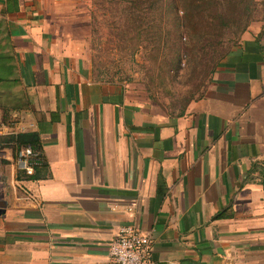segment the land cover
I'll list each match as a JSON object with an SVG mask.
<instances>
[{
    "label": "crops",
    "instance_id": "obj_1",
    "mask_svg": "<svg viewBox=\"0 0 264 264\" xmlns=\"http://www.w3.org/2000/svg\"><path fill=\"white\" fill-rule=\"evenodd\" d=\"M90 18L91 0H0V120L46 164L21 179L2 149L0 264H110L131 203L153 264H264V9L177 116L95 71Z\"/></svg>",
    "mask_w": 264,
    "mask_h": 264
},
{
    "label": "rangeland",
    "instance_id": "obj_2",
    "mask_svg": "<svg viewBox=\"0 0 264 264\" xmlns=\"http://www.w3.org/2000/svg\"><path fill=\"white\" fill-rule=\"evenodd\" d=\"M263 9L260 0H206L185 12L181 0H91L85 53L107 81H138L155 104L177 116L209 83L210 59L219 63ZM174 12L181 18L194 15L179 39L171 26L159 30L152 22L155 17L166 21ZM161 32L170 36L157 42ZM174 42L177 60L171 57Z\"/></svg>",
    "mask_w": 264,
    "mask_h": 264
},
{
    "label": "built area",
    "instance_id": "obj_3",
    "mask_svg": "<svg viewBox=\"0 0 264 264\" xmlns=\"http://www.w3.org/2000/svg\"><path fill=\"white\" fill-rule=\"evenodd\" d=\"M17 121L0 120V161L4 159L3 148L13 152L14 164L18 174L25 177L34 174V168L39 165V153L30 145L21 146L16 138L25 133ZM28 197L33 202L36 198L32 194ZM135 205L131 203L126 207V212L132 220L118 229L115 238L109 243L108 255L110 264H153V242L149 234L141 231L137 221L133 220Z\"/></svg>",
    "mask_w": 264,
    "mask_h": 264
},
{
    "label": "trees",
    "instance_id": "obj_4",
    "mask_svg": "<svg viewBox=\"0 0 264 264\" xmlns=\"http://www.w3.org/2000/svg\"><path fill=\"white\" fill-rule=\"evenodd\" d=\"M205 3H206V0H181L182 9L184 12L186 9L196 11ZM193 17H194V15L192 16V14L188 15V13H185L184 17L181 18L177 15L176 12H174V14L170 15V17H168L166 21H164L163 19H159V18L155 17V18H153L154 21H152V22L155 24V26H157V28H159V30H162L164 27L171 26V28H174L176 30L177 35L174 34V37L176 36L179 39L181 37L180 29L183 28L186 32L188 24H190V23L192 24V22H193ZM244 30L245 29H243V31ZM157 36H158L157 42H159L160 40L163 39V37L166 38L167 36H170V34L169 33L163 34L161 32V33H158ZM173 49H175V50L172 52L171 57L174 56L173 59L177 60V58L179 56V47L177 46L176 42L173 43ZM227 51H226V53H227ZM226 53L224 54V56L226 55ZM213 61H214L213 58L210 59V61H209L210 65H208V67H210L211 75H212L214 69L216 68V66L219 64L218 61H215L214 64H212ZM173 62L174 61H172L170 64H172ZM211 64H212V66H211ZM204 91H205V89L202 91L201 95L196 100L201 99L203 97ZM189 102H191V101H189ZM16 140L19 143V145H21V146L30 145L35 152L39 153V165L34 168V174L32 176H28V177H25V176L19 174V178H21V179L36 180L38 178V174L40 172H42L46 167L44 158L41 154L38 137L34 133H22V134H19L17 136Z\"/></svg>",
    "mask_w": 264,
    "mask_h": 264
},
{
    "label": "water",
    "instance_id": "obj_5",
    "mask_svg": "<svg viewBox=\"0 0 264 264\" xmlns=\"http://www.w3.org/2000/svg\"><path fill=\"white\" fill-rule=\"evenodd\" d=\"M4 207H5V204L2 203V202H0V213H1V211H2L1 209L4 208Z\"/></svg>",
    "mask_w": 264,
    "mask_h": 264
}]
</instances>
